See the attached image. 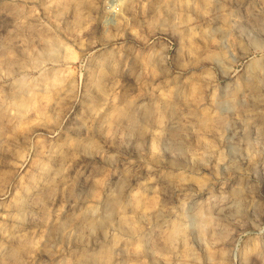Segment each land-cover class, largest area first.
Masks as SVG:
<instances>
[{
  "label": "rangeland",
  "instance_id": "rangeland-1",
  "mask_svg": "<svg viewBox=\"0 0 264 264\" xmlns=\"http://www.w3.org/2000/svg\"><path fill=\"white\" fill-rule=\"evenodd\" d=\"M0 264H264V0H0Z\"/></svg>",
  "mask_w": 264,
  "mask_h": 264
},
{
  "label": "bare ground",
  "instance_id": "bare-ground-1",
  "mask_svg": "<svg viewBox=\"0 0 264 264\" xmlns=\"http://www.w3.org/2000/svg\"><path fill=\"white\" fill-rule=\"evenodd\" d=\"M149 111L146 109V111H145V113L144 114H147ZM130 117L131 118H134L135 116H134V114L133 113H131L130 114ZM112 201H114V199L112 200ZM111 204H112V202H111ZM207 214V213H206ZM178 227V226H177ZM180 227V226H179ZM176 228V227H175ZM179 232H180V229L178 228V229H174V231H173V233H172V238H175L176 236H178L179 235ZM171 239V238H170Z\"/></svg>",
  "mask_w": 264,
  "mask_h": 264
}]
</instances>
